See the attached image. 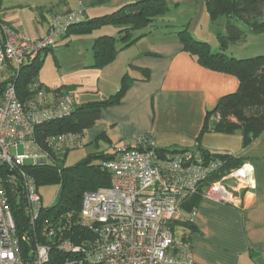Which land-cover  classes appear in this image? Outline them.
I'll return each mask as SVG.
<instances>
[{"label":"built area","instance_id":"1","mask_svg":"<svg viewBox=\"0 0 264 264\" xmlns=\"http://www.w3.org/2000/svg\"><path fill=\"white\" fill-rule=\"evenodd\" d=\"M86 17L82 3L53 15L48 33L37 39L0 21V69L15 65V77L0 94V264H51L53 248L66 255L63 264H200L191 241L176 239L170 223L180 215L184 202L196 194L241 205L240 192L253 187L251 168L244 163L211 181L226 165V160L216 155L231 154L208 151L207 157L196 148L161 153L151 135L139 136L133 145L115 146L113 158L101 163L111 176V185L85 192L82 210L73 223L69 214L45 220V241L36 236L31 242L28 233H18L8 192H23L32 228L44 206L26 164H45L52 161L53 154L63 155L81 146L82 134L49 135L41 145L37 128L71 115L76 98L61 87L49 89L34 78L22 100L16 80L42 52L53 48L71 25ZM218 120L219 114L210 118L211 122ZM195 214V210L191 212L190 221ZM73 225L88 230L91 237L76 242L65 236ZM24 243L28 248L24 249Z\"/></svg>","mask_w":264,"mask_h":264},{"label":"crops","instance_id":"2","mask_svg":"<svg viewBox=\"0 0 264 264\" xmlns=\"http://www.w3.org/2000/svg\"><path fill=\"white\" fill-rule=\"evenodd\" d=\"M72 1L0 0V20L30 38H41L48 33L53 15L66 13L86 2ZM93 1L85 3L88 18L101 16L107 7L115 10L136 0ZM165 1L169 6H179L182 12L176 11L177 14H188L191 32H195L200 23L208 26L214 23L205 0ZM167 15L164 18L176 25ZM217 22L218 30L225 31L224 20L220 18ZM118 31L116 26H103L97 36L93 35L92 49L98 37L118 36ZM140 32L149 33L119 50L104 67L94 66L93 50L84 64L92 77L88 82L54 87L72 93L78 107L109 98L119 91L124 76H128L129 87L124 95L117 103L100 109L94 124L83 130L81 146L90 148L89 151L93 149L89 153L114 152L117 145H133L139 136L151 135L159 149H195L200 146L206 151L226 152L243 158L251 168L253 187L240 192L241 205L201 197L193 208L196 214L191 227L186 225L190 222L191 211L184 207L174 221L190 228L185 229L183 236L190 238L195 260L200 264H264V130L247 147L240 128L231 133L211 129L203 132L208 111L213 110L220 98L238 90V77L200 65L184 50L174 29L159 27ZM61 39L57 42L64 46L63 43L60 45ZM215 45L218 49V39ZM117 46L121 48L122 42ZM227 52L238 58L264 55V32L249 33L245 39L231 43ZM14 68L15 65L10 63L0 69V94L4 85L15 77ZM38 79L45 87L49 86L41 79L40 73Z\"/></svg>","mask_w":264,"mask_h":264},{"label":"trees","instance_id":"3","mask_svg":"<svg viewBox=\"0 0 264 264\" xmlns=\"http://www.w3.org/2000/svg\"><path fill=\"white\" fill-rule=\"evenodd\" d=\"M108 1L110 0H94L93 2L106 3ZM205 4L213 22L225 18L223 24L225 31L217 33L219 50L214 51L208 42L196 40L188 28L177 31L179 40L184 45V50L192 55L200 65L214 71L237 76L240 86L236 92L220 98L213 110L208 111L203 132L211 129L231 133L240 128L244 146L247 147L264 130V55L238 58L229 54L227 49L231 43L245 39L249 33L264 32V0H205ZM169 7L165 0L130 1L118 6L111 13L92 18L86 17L85 20L71 25L66 36L90 33L107 25L118 27V36L102 35L95 40L93 47L94 66L104 67L114 59L119 50L149 33L140 31L148 27L158 28L162 24L166 27L176 26L164 18L170 10ZM137 32L140 33L137 35ZM118 42H122L121 48H118ZM38 73V61L25 67L20 73L16 84L22 100L25 98L28 82L34 78L37 79ZM128 87V76L125 75L119 91L109 98L83 104L76 107L71 115L41 125L37 128L40 144L44 145L45 139L49 135L82 134L84 129L94 124L98 119L100 109L117 103ZM218 114L220 120L211 122L210 118ZM196 149L207 157L210 155L200 146H197ZM174 150L178 149H160L157 151L163 153ZM70 151L68 149L63 155L53 154L52 161L48 163H29L25 166L26 171L35 179L39 190L51 185L60 186L56 201L52 205L43 206L39 222L35 228L29 224L23 192L21 190L17 193L8 192L18 233L20 235L28 233L31 236V242L36 236L38 240L45 241L43 236L45 220H55L69 214L73 223L82 210L85 192L111 185V176L107 170L102 168L101 163L113 158L115 148L114 152L89 153L74 165L67 166L65 160ZM216 156L225 159L226 165L211 178V181L220 179L230 169L239 168L244 164V159L240 157L219 153ZM201 197V194L193 195L184 202L182 207L186 211H194L193 208ZM186 225L191 227L192 222H187ZM65 236L79 242L81 239L91 237V234L88 230L73 225L71 229L66 230ZM183 239L190 240L189 237ZM24 245V249L28 248L27 243ZM65 256L61 251L53 248L51 250V264H63Z\"/></svg>","mask_w":264,"mask_h":264},{"label":"rangeland","instance_id":"4","mask_svg":"<svg viewBox=\"0 0 264 264\" xmlns=\"http://www.w3.org/2000/svg\"><path fill=\"white\" fill-rule=\"evenodd\" d=\"M77 1L78 0H74L72 3ZM85 1L87 4L88 0ZM85 3H83L84 6H86ZM178 7V5H170V10L167 15L175 22L176 26L166 27L164 24H162L160 25V28H170L174 29L175 31H179L189 27L188 14H177L176 11L182 12L178 9ZM107 8L108 9L103 12L102 15L114 11L113 8ZM21 15L26 16L27 14L22 13ZM90 15L93 16V13H90ZM222 19L225 20L224 17ZM212 24L213 27L211 25L208 26L205 23H200L198 25V29L195 32L189 31L196 40L208 42L212 46L213 50L218 51L219 49H217L215 44L217 41V33L219 31L218 28H220L219 22H214ZM101 28L95 29L92 32L86 34H72L68 38L61 37L63 39L59 38L61 39L60 45L63 43L64 46H59L58 42H56L55 45L58 47L54 46V48L51 50L42 52L41 57L37 61L39 63L40 77L47 85H49L47 86L48 88H54L55 86H59L61 84L72 85V83L88 82L90 78L92 79L89 71H87V67H84V64L88 62L90 53L93 52L92 46L90 45L92 38H94L93 35L97 36L100 33L99 30ZM146 29H148V31L154 30V28L151 27ZM101 33L103 34L104 32ZM78 35L83 37H78ZM89 149H86L83 146L71 148V151L65 160V164L70 166L79 162L93 150L92 149L89 151ZM22 150L23 149L20 146L19 151L22 152ZM229 183L231 182H227V184ZM59 190V185H51L41 188L40 191L44 206L52 205L56 201ZM169 227L173 231L176 238L187 237L183 236L184 231L186 228L190 229L189 227H182L175 221H172Z\"/></svg>","mask_w":264,"mask_h":264}]
</instances>
